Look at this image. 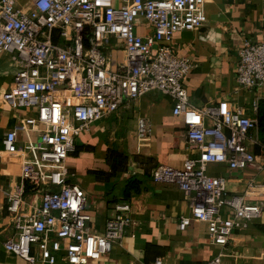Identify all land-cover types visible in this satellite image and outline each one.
Masks as SVG:
<instances>
[{
    "label": "built area",
    "instance_id": "1",
    "mask_svg": "<svg viewBox=\"0 0 264 264\" xmlns=\"http://www.w3.org/2000/svg\"><path fill=\"white\" fill-rule=\"evenodd\" d=\"M138 18L150 32L136 33ZM204 22L202 0H0V53H9L14 64L0 101L12 111L34 112L22 116L19 129L7 130L0 140L3 152L27 156L19 164L20 183L6 194L16 237L2 242L5 251L29 264H54L56 255L67 264H84L121 241L130 223L128 203H114L102 231H91L85 194L66 181L64 160L79 131L114 113L123 98L149 91L171 99L172 115H194L184 135L197 156L178 169L157 164L149 171L152 182L174 184L189 200V214L179 217L178 229L190 220L204 222L209 242L224 246L233 229L258 217L261 206L244 198L257 186L252 180L242 194H227L223 177L205 173L208 163L260 168L252 150L257 146L264 159L255 118L238 107H191L182 78L192 63L169 45L176 31L194 30ZM111 39L123 54L114 64L105 52ZM234 79L244 88H264V40L241 41ZM18 130L24 135L20 147ZM149 131V123L137 118L136 135ZM25 185L39 193L27 212ZM220 258L218 252L206 264H221ZM153 264H161L160 259Z\"/></svg>",
    "mask_w": 264,
    "mask_h": 264
},
{
    "label": "crops",
    "instance_id": "2",
    "mask_svg": "<svg viewBox=\"0 0 264 264\" xmlns=\"http://www.w3.org/2000/svg\"><path fill=\"white\" fill-rule=\"evenodd\" d=\"M202 1L205 22L194 30L176 31L169 44L174 52L192 63L182 78L188 103L194 108L207 104L238 107L254 117L253 105L264 99V88L237 85L234 70L241 41L264 40V0ZM135 29L138 34L151 30L141 18L137 19ZM105 52L112 64L123 57L114 39ZM13 71L10 54L0 53V94L8 88ZM171 107V99L158 91L131 100L123 98L114 113L90 123L75 137L74 148L64 160L65 176L67 182L78 185L85 194L84 210L89 215L91 231L100 233L105 220L114 214L113 205L120 202L125 181L130 178L137 181L136 189L125 201L129 205L130 223L123 238L100 258L84 264H153L156 258L161 264H206L218 252L221 264H264V159L257 146L252 150L259 169H229L223 163H208L205 173L223 177L227 194H242L246 183L252 180L257 186L244 198L247 203L261 206L258 217L243 228L233 229L224 246L209 242L204 222L190 220L183 230L178 229L179 217L189 214V200L174 184L155 183L149 176L157 164L178 169L185 159L198 154L184 135L187 121L194 119V115H172ZM22 116H34V112L12 111L0 101V140L7 130L19 129ZM139 117L149 123L150 131L143 137L135 133ZM30 136L36 139L35 133ZM23 141L24 135L18 130L16 146L20 147ZM107 148L126 155V169L107 180H97L93 170L108 171L104 161ZM25 158L24 154L3 152L0 144V264H29L1 245L16 237L5 209L6 194L20 183L19 164ZM23 199V212H27L30 205L39 201V193L28 189ZM54 264L67 263L56 255Z\"/></svg>",
    "mask_w": 264,
    "mask_h": 264
},
{
    "label": "trees",
    "instance_id": "3",
    "mask_svg": "<svg viewBox=\"0 0 264 264\" xmlns=\"http://www.w3.org/2000/svg\"><path fill=\"white\" fill-rule=\"evenodd\" d=\"M254 118L256 120V133L258 142L264 146V99L257 102ZM126 155L115 149L107 148L105 151L104 161L108 166V171L93 170V174L97 180H107L117 172L126 169ZM137 187V181L133 178L127 179L123 185L120 201H126L129 195ZM24 190H28L25 185Z\"/></svg>",
    "mask_w": 264,
    "mask_h": 264
}]
</instances>
